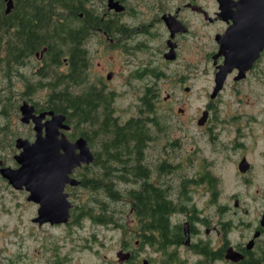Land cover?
Masks as SVG:
<instances>
[{
  "label": "flooded vegetation",
  "instance_id": "1",
  "mask_svg": "<svg viewBox=\"0 0 264 264\" xmlns=\"http://www.w3.org/2000/svg\"><path fill=\"white\" fill-rule=\"evenodd\" d=\"M70 2L62 11L64 39L52 43L62 47L60 65H45L44 45L24 63L23 73L30 77L32 73L56 72L60 77L41 78L39 84L44 86L39 91L29 88L28 94L62 91L67 97H80L77 120L69 106L65 112L49 111L64 116L68 129L61 132L72 142L83 138L94 160L71 171L69 179L76 184L64 185L63 193L70 203L67 222L34 221L39 204L27 199L29 193L24 188L18 189L26 192V202L35 207L33 224L54 231L43 237L31 232L29 238L40 243L32 253L46 254L47 264H67L72 250L86 249V238L76 233H84L86 219L96 225L85 215L90 174L94 176L96 211L99 213L100 207L112 210L114 221L108 225L119 232L114 242L116 258L110 264H264V205L254 223H243L240 217H231V208L219 201L222 185L213 169L214 160L208 166L201 165L204 172L200 176L182 177L175 185L170 182L180 167L174 162L175 152L173 158L161 156L154 161L151 157L157 151L165 152V138L171 149L178 146L180 140L168 137V131L173 126L181 130L182 126L168 123L166 111L184 112L179 105L184 103L179 91H190L189 84L201 72L200 63L204 74L212 75V82L205 91V104L194 116L196 129L205 132L213 143V152L226 155L231 147H244L237 140L242 115L232 112L228 104L222 111V96L237 105L246 102L249 106L252 99L264 97V91L260 92L264 47L249 67L234 65L227 71L222 87L212 97L216 73L225 60L223 53L218 54L221 45L224 52L230 45L255 47L250 40L257 35L251 27L254 19L238 14L240 0H113V6L108 0H81L79 10L72 9ZM17 91L24 94L21 83ZM247 91L249 94L244 96ZM26 100L34 105L30 98ZM40 112L44 111L35 107V113ZM246 114L248 122L252 121V113ZM23 125L29 127L26 136H33L32 140L24 139L33 141L32 122ZM222 134L226 141H220ZM242 159L248 164L245 171L239 169ZM106 160L109 163L102 164ZM234 163L243 188H247L252 181L253 163L243 153ZM262 165L264 171V162ZM200 183L210 192L208 203L214 208L210 213L198 209L189 192ZM239 206L235 198L233 207ZM236 230L246 233L233 241L230 234ZM230 248L240 256L237 261L227 258ZM118 254H127V259L120 260ZM12 255L11 264L28 256L22 249ZM32 258L38 259L33 254Z\"/></svg>",
  "mask_w": 264,
  "mask_h": 264
},
{
  "label": "rangeland",
  "instance_id": "2",
  "mask_svg": "<svg viewBox=\"0 0 264 264\" xmlns=\"http://www.w3.org/2000/svg\"><path fill=\"white\" fill-rule=\"evenodd\" d=\"M200 70L197 74V79H194L189 84L190 91L185 93L183 90L179 91V97L184 101L182 105L184 108L183 113H174V111H166L168 115V123L182 126L181 130L175 129L173 126L168 131V137H178L179 144L175 149H171L168 146L166 138L163 140V144L166 145L165 152L159 153V151L153 153L151 156L154 161H157L161 156L173 158L175 152L174 162L180 164V167L176 169V176L170 180L172 184L178 185L179 180L182 177H196L200 176L205 167L208 166V162L215 161L213 169L219 177H221V195L219 201L221 204H227L230 208L231 217H240L243 223H254L264 205V171L262 164L264 162V113L260 114V109L264 107V97L252 99L251 106L248 103L243 102L237 105L234 101H230L228 96H222V100H225L222 111L225 110V106L228 104L231 107L232 112L237 111L239 115H242L240 121V136L237 140L244 147L233 148L227 150L226 155L220 152H213V143L208 140L205 132L200 129H196L194 124V116L197 109L203 106L206 102L205 91L212 82V75L204 74L202 70L203 64L200 63ZM199 68V69H200ZM260 86V92L264 91V86ZM6 82L0 80V93L4 92ZM13 94L19 95V91L13 89ZM46 95L44 92H42ZM249 92H245L244 96ZM242 99H245L241 97ZM26 99H19L17 97L12 101L13 105ZM246 105V106H244ZM239 107V109L237 108ZM227 110H229L227 108ZM252 113L253 119L248 122V115L246 113ZM161 113H164L161 111ZM245 113V114H244ZM9 134L0 135V157L6 162V165L14 167L13 156L19 152L14 146V140L17 137L33 139V136H26L30 134L29 127L23 125L20 122V114H10ZM6 120L0 117V125H3ZM32 131V130H31ZM231 137H234V133H229ZM192 141L190 142V137ZM196 136V144L193 142V138ZM236 136V135H235ZM170 138H168L170 140ZM220 141H226V135L220 136ZM237 138V136H236ZM242 146V145H241ZM216 147V146H215ZM197 149V152H196ZM216 149V148H215ZM243 153L247 160L251 161L254 166V171L250 176L251 184L247 188H243L239 176L236 174V168L234 160L237 159ZM190 158L188 159V157ZM226 156H229L227 158ZM202 158L203 161H202ZM206 164V165H205ZM200 171L197 173V170ZM196 174V175H195ZM198 179V177H197ZM204 183L194 185L192 187V199L196 203L197 208H203L204 211L209 213L214 210L210 206V192L205 188ZM261 191L256 193V189ZM26 192L23 190L13 189L1 176H0V264H11L14 260L13 253L17 250V253L22 249L28 256L26 259L18 262L17 264H47L46 254L37 252L32 253V249L40 243H35L29 238V234L34 232L40 237L54 233L50 227H38L33 224L32 218L35 216V207L26 202ZM235 198L239 199L240 206L235 209L233 207V201ZM233 211L237 212L233 214ZM243 226V225H242ZM60 232V230H56ZM246 233L242 230L233 231L230 234V239L236 241L240 239V234ZM80 238H86V249L80 251V248L72 250L71 259L67 264H110L115 259L114 242L119 232L112 228L111 225L96 226L91 224L87 219L85 222L84 233L80 235L76 233ZM50 241V240H48ZM81 243V240H76ZM32 254L38 259H33ZM70 257V255H69Z\"/></svg>",
  "mask_w": 264,
  "mask_h": 264
},
{
  "label": "water",
  "instance_id": "3",
  "mask_svg": "<svg viewBox=\"0 0 264 264\" xmlns=\"http://www.w3.org/2000/svg\"><path fill=\"white\" fill-rule=\"evenodd\" d=\"M5 2V12L8 13L12 9L13 0H5ZM108 2L109 6L115 5L113 0ZM240 5L238 14L245 16V19L247 17L254 19L251 27L257 35L250 40L255 42V47L230 45L229 49L227 48L228 52H224V46L221 45L218 54L223 53L225 60L216 73V86L212 97L222 87L227 71L234 65L243 66V69L249 67L264 47V0H240ZM18 110L20 122L23 124L32 122L34 140L29 141L21 137L14 140V146L19 150L13 156L17 167L4 165L0 159V176L13 189L24 188L29 193L27 199L39 204L34 221L39 224L67 222L70 203L63 193L64 185L66 182L76 184V181L69 179V174L81 163H91L94 156L83 138H77L72 142L61 132L62 129H68L63 115L53 111L35 113L34 105L27 100L21 102ZM46 116L49 117L45 119ZM247 168V162L242 159L239 169L245 171ZM262 224L264 225V214ZM228 250L227 258L237 261L240 257L238 253L231 248ZM118 257L124 260L127 259V254H118Z\"/></svg>",
  "mask_w": 264,
  "mask_h": 264
},
{
  "label": "trees",
  "instance_id": "4",
  "mask_svg": "<svg viewBox=\"0 0 264 264\" xmlns=\"http://www.w3.org/2000/svg\"><path fill=\"white\" fill-rule=\"evenodd\" d=\"M67 1L70 0H13L12 9L7 13L5 0H0V80L6 82L4 92L0 93V117L6 120L0 125V135L9 134L10 114H17L18 103L13 105L12 102L15 97L17 100L30 98L35 107L42 111L65 112L69 106L72 117L77 120L79 108L81 109L82 106L80 97H67L62 91L46 95L33 92L28 94L29 88L34 87V90H38L44 86L39 84L41 78L49 76L60 79L56 72L53 74L38 72L37 76L32 73L30 77L23 73L24 63L32 59L36 52L43 50L44 45L47 46L43 52L45 65L54 67L60 65L62 47L54 46L52 43L64 39L62 11L67 7ZM80 3L81 0H71L70 7L79 10ZM20 83L25 88L24 94H13L12 90H17V85ZM103 163L107 165L109 161ZM87 179L90 180L91 192L86 202L85 215L97 226L99 224L106 226L114 221L112 210L100 207L97 213L98 201L95 198L94 176L88 174Z\"/></svg>",
  "mask_w": 264,
  "mask_h": 264
}]
</instances>
